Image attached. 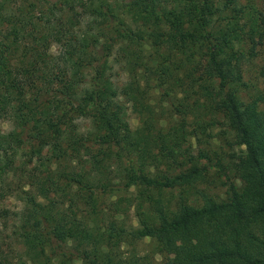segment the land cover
Returning a JSON list of instances; mask_svg holds the SVG:
<instances>
[{
	"label": "trees",
	"instance_id": "trees-1",
	"mask_svg": "<svg viewBox=\"0 0 264 264\" xmlns=\"http://www.w3.org/2000/svg\"><path fill=\"white\" fill-rule=\"evenodd\" d=\"M263 51L264 0H0V264H148L199 227L175 264H264ZM216 123L220 199L190 141Z\"/></svg>",
	"mask_w": 264,
	"mask_h": 264
},
{
	"label": "rangeland",
	"instance_id": "rangeland-1",
	"mask_svg": "<svg viewBox=\"0 0 264 264\" xmlns=\"http://www.w3.org/2000/svg\"><path fill=\"white\" fill-rule=\"evenodd\" d=\"M264 65V51L260 52L257 57H255L250 64L247 65L244 80L248 82V89L250 90L251 85H256L260 89L264 86L263 74H261V69ZM252 83V84H251ZM247 89V90H248ZM250 93V92H249ZM264 109V105H260ZM129 123L132 128H134L138 119L133 113L128 114ZM11 128L9 121L3 120L0 121V130L8 131ZM192 142L191 150L197 155L200 149H207L210 155L213 157L209 162L210 166L208 167V174L205 181L197 184V189H202L209 195L215 196L216 198H224L227 183L226 177L224 174L230 175L229 171L225 169V164L227 163L229 153L234 151L236 153L242 151L244 147L234 143L232 132L221 123H216L211 127V137H206L202 141L197 142L190 139ZM202 162H205L202 160ZM223 164V167L219 166ZM176 194V191L165 192L164 198L169 199L172 202L173 195ZM198 198L199 195H196ZM7 205L10 207L16 206V202L10 199L7 202ZM134 223V217L131 219ZM209 239H219L215 232L206 230L203 228H198L194 236L186 241L175 240L173 248L170 251H161L156 245L154 239L146 237L140 239L136 244V251L145 255L148 260V264H175L176 263V252L181 249L187 243H193L200 240H209Z\"/></svg>",
	"mask_w": 264,
	"mask_h": 264
}]
</instances>
